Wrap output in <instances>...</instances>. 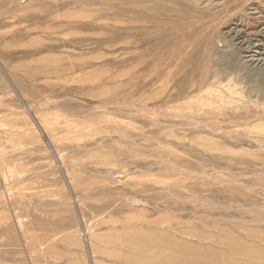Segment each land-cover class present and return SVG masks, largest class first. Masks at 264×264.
<instances>
[{"label": "rangeland", "instance_id": "374dc122", "mask_svg": "<svg viewBox=\"0 0 264 264\" xmlns=\"http://www.w3.org/2000/svg\"><path fill=\"white\" fill-rule=\"evenodd\" d=\"M263 60L264 0H0V264H264Z\"/></svg>", "mask_w": 264, "mask_h": 264}, {"label": "bare ground", "instance_id": "6f19581e", "mask_svg": "<svg viewBox=\"0 0 264 264\" xmlns=\"http://www.w3.org/2000/svg\"><path fill=\"white\" fill-rule=\"evenodd\" d=\"M256 60H258V59H256ZM264 61V60H263Z\"/></svg>", "mask_w": 264, "mask_h": 264}]
</instances>
